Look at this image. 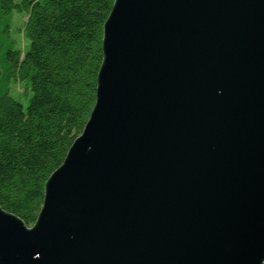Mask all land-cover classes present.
<instances>
[{"label":"water","instance_id":"water-1","mask_svg":"<svg viewBox=\"0 0 264 264\" xmlns=\"http://www.w3.org/2000/svg\"><path fill=\"white\" fill-rule=\"evenodd\" d=\"M0 264H264V0H114L96 99Z\"/></svg>","mask_w":264,"mask_h":264},{"label":"trees","instance_id":"trees-1","mask_svg":"<svg viewBox=\"0 0 264 264\" xmlns=\"http://www.w3.org/2000/svg\"><path fill=\"white\" fill-rule=\"evenodd\" d=\"M114 0H0L23 13L28 48L8 50L9 76L31 97L26 108L0 94V207L33 226L44 186L81 134L96 99L103 25ZM7 79V78H6Z\"/></svg>","mask_w":264,"mask_h":264},{"label":"rangeland","instance_id":"rangeland-1","mask_svg":"<svg viewBox=\"0 0 264 264\" xmlns=\"http://www.w3.org/2000/svg\"><path fill=\"white\" fill-rule=\"evenodd\" d=\"M20 1L14 0L16 3H20ZM25 21L26 16L23 13L12 11L4 14L0 5V94L7 91L9 96L18 101L23 108L27 107L31 92L30 89L26 92L23 83L17 82L9 76L10 63L6 59V53L8 50L24 53L28 48L29 43L23 34Z\"/></svg>","mask_w":264,"mask_h":264}]
</instances>
